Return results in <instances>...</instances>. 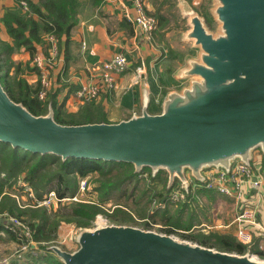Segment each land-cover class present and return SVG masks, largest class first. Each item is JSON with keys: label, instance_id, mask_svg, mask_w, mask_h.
I'll return each instance as SVG.
<instances>
[{"label": "water", "instance_id": "obj_1", "mask_svg": "<svg viewBox=\"0 0 264 264\" xmlns=\"http://www.w3.org/2000/svg\"><path fill=\"white\" fill-rule=\"evenodd\" d=\"M219 32L187 0H176L188 27L181 36L196 48L175 75L185 83L167 91L160 110L148 111L143 92L140 112L117 121L62 123L48 104L32 113L4 89L0 77V141L33 153L68 158L122 161L135 170L163 169L167 186L187 174L202 179L207 167L228 168L264 159V0H215ZM72 250L52 244L63 264H264L249 252L215 249L129 224L96 223L77 230Z\"/></svg>", "mask_w": 264, "mask_h": 264}, {"label": "trees", "instance_id": "obj_2", "mask_svg": "<svg viewBox=\"0 0 264 264\" xmlns=\"http://www.w3.org/2000/svg\"><path fill=\"white\" fill-rule=\"evenodd\" d=\"M102 1L27 0V11L9 9L3 13L2 21L6 32L12 39V43L0 39V77L4 89L12 99L22 102L34 114L44 113L47 110L48 104L51 103L55 119L62 123L106 121L103 111L92 103L93 99L87 101V104L78 113L72 114L70 119H63L60 108L57 107V92L47 91L44 98H39L38 91L42 87L40 81L37 80L34 83H29L21 75L25 69L29 70L32 68L29 66V62L22 63L12 58V54L19 51L20 48H24L32 54L35 50V43L41 41L43 33L53 34L57 39L58 49L60 50L62 42H68L72 29L78 22L82 5L86 3L92 6H99ZM166 20L167 17L165 15L158 13L157 27L162 28ZM11 67H13V73L9 72ZM0 165L3 167L1 169H4L7 173V175L0 177V212L6 210L8 213L17 216L27 213L31 214V218L39 217V219L37 218L39 222L36 225L32 224V222L29 223L35 230L32 233V237L36 241L50 239L55 231L53 225L55 226V223H58L60 219H64L77 227H88V220L94 217L101 208L97 203L86 201L71 202L61 212V215H58V217L53 216L54 220L52 222L55 223H50L45 207L22 209L16 204L15 198L7 192L8 190L4 191L5 188L3 186L6 185L7 188L12 186L11 177L25 172L24 179L30 183L37 197H41L49 188L54 189L59 197H63L71 195L76 191V186L73 188L74 182L70 174L84 176L88 171L97 170L99 171V175L94 178L93 188L98 194L99 201L110 199L115 191L119 192V196H121L123 182L135 180L133 187H136L137 179L139 178V170H135L133 164L130 162L87 158H68L63 160L56 154L33 153L19 147H12L8 143L1 141ZM141 170L149 176L154 187L151 193H149L148 199L156 197L162 200L166 198L170 190V188L166 187V171L159 169L152 174L148 166L142 167ZM54 181L56 184L53 187L50 186ZM148 190H151L150 187H146L142 193H146ZM190 190L188 195L190 194ZM115 208L109 214L111 217L119 215V212L126 213L122 209L123 205L115 206ZM168 219L169 216H167V221H169ZM3 221L0 218V228L3 227ZM189 227L190 225H186L184 229H188ZM8 231L17 239L15 233L10 231V229ZM187 236L198 241L200 244L206 246L218 245L220 249L235 251L237 253H244L248 247V245L237 241L231 232L211 231L204 233L192 231L191 233H187ZM42 246L43 248L47 247L45 245ZM256 252L264 257L263 250ZM32 257L35 258L34 255ZM35 259H37V262H45V264H63L51 252H46Z\"/></svg>", "mask_w": 264, "mask_h": 264}, {"label": "crops", "instance_id": "obj_3", "mask_svg": "<svg viewBox=\"0 0 264 264\" xmlns=\"http://www.w3.org/2000/svg\"><path fill=\"white\" fill-rule=\"evenodd\" d=\"M19 1L20 0H0V39L9 41V43H12V39L5 30L2 15L9 9L22 11ZM148 3L150 4V2ZM149 4H147L148 7ZM147 10H149V8H147ZM130 13L133 14L135 11L130 8ZM82 41L85 43L84 46H82ZM161 44H163V42H161ZM49 45L50 43L48 40L41 39L40 42L35 43L34 51L46 55ZM157 45L158 44L154 42L153 35L151 39H146L136 25L125 17L122 9L119 8L114 1L103 0L99 6H92L85 3L81 7L78 22L73 27L68 42H62L60 50L58 49L57 56L49 68V87L47 91L57 92V107L60 108L62 115H75L87 104V101H80L75 96V91L81 83L93 78L99 87V94L97 98L93 99L92 103L103 111L106 121H117L130 116L134 112H140L144 91H146L149 96L148 111L152 113L158 112L167 91L179 89L185 83L178 79L175 73L176 70L184 64L187 56L196 54V48L190 43V53L175 52L177 54L179 53V56H177V58L173 56V58L169 60L167 67H165V78H162L158 90L156 91L149 83V74L151 73V68L158 62L157 57L158 54H160V50ZM118 51L125 53L129 60L130 68L127 71L115 74V85L113 88L108 89L96 75H94L96 72L94 64ZM12 58L22 63L30 60L29 64L31 63L30 52L24 48H20L19 51L13 53ZM141 61L144 62L145 70L143 73L138 74L135 68ZM25 71L21 75L28 82L34 83L37 81L38 77L35 73H26ZM166 79L170 81L169 84L166 82ZM51 189L49 188V190ZM204 190L207 189L202 187L192 188L187 197L203 193ZM251 191L254 192V190ZM11 195L14 197L13 194ZM20 195H22V189ZM90 196L91 198L93 197L92 194H90ZM225 196L226 202L231 200L233 211L231 214L227 215L226 220L228 221L224 223L223 226L234 223L233 219L237 204L234 197ZM247 199L250 205L255 208L254 216L264 223V197L262 201H259L255 200L256 198L253 195L247 194ZM34 208L35 207L32 209ZM31 220L34 225L39 222L37 218H31ZM233 226L236 231V224L234 223ZM73 237L74 236L71 234L68 237L64 236L61 241H64L65 246H60L69 250L70 248L67 247H71L76 243L72 241ZM61 241L59 243H61ZM262 241L264 240L260 235H255L253 242L248 245V247H252L253 252L258 254L256 251H264V248L260 247ZM14 244H16V240L5 227L3 221V227L0 228V255L7 252L6 248L10 249ZM35 249L36 245L34 244L30 251L36 253ZM32 255L33 254L25 255L24 260L26 261L13 259V261L8 264H33L31 261ZM29 256H31L30 259Z\"/></svg>", "mask_w": 264, "mask_h": 264}, {"label": "rangeland", "instance_id": "obj_4", "mask_svg": "<svg viewBox=\"0 0 264 264\" xmlns=\"http://www.w3.org/2000/svg\"><path fill=\"white\" fill-rule=\"evenodd\" d=\"M188 3L191 5V7L195 10L197 14H199L202 18H205V21L208 25V28L213 33L219 32V23L214 17L213 9L215 7V0H187ZM150 2V4L148 3ZM146 3V10L150 14L155 15L157 17V14H163L167 17L166 22L164 23V26L161 28L156 27L153 31L152 35L154 37V42L159 46L160 54H158V62L151 68V73L149 74V83L153 86V89L156 91L158 90V86L160 82L162 81V78H165V67H167L169 60L175 56H179V53H190V46L189 44L191 42L182 40L181 36L183 35L184 31L188 27L187 17L181 16L179 13V8L176 5V0H145ZM149 4V7L147 6ZM207 17H206V16ZM47 33H43L42 39H45L44 35ZM163 42V44H161ZM58 43V42H57ZM163 45V47H162ZM176 51H179V53H175ZM193 52V51H192ZM35 54V51L30 54L31 63L29 64L31 69H25L26 73H35L38 77L39 71L38 68L33 64L32 58ZM30 62V60L28 61ZM34 67V69H33ZM10 73H13V67L9 69ZM169 78V77H167ZM38 80V78H37ZM166 82L167 81L166 79ZM31 83V82H29ZM173 83V82H171ZM175 84V83H174ZM173 85V84H170ZM71 115H62L63 119L68 120L70 119ZM102 117V115H100ZM261 163L264 165V159L262 158ZM4 166V165H3ZM2 165H0V177L3 175H7ZM139 178L137 179L136 187H133L134 181L131 180L128 182H123L122 185V193L121 196H119V192L113 193V196L110 199L99 201L98 200V194L96 190L93 188V182L94 178L99 175V171L97 170H91L88 171L84 176L79 175H71L72 180L74 182V187L76 186L75 190L77 191L79 181L83 178H86L87 180V190H85L78 199H61L57 200L55 204L52 207H45V206H37V205H26L23 206L24 203L31 204V201L29 200V197H27V193L22 191L23 196L20 197V191L23 188L22 184H28L33 192V194L36 196V194L33 191L32 186L30 185L27 180L23 179L25 176V172H21L20 174H17L12 179V186L8 187L5 185L3 186L5 189L4 191L11 194H18L19 197H16L14 195L16 204L20 208H30L33 207H45L46 213L48 215V219L50 223L54 220L53 216L58 217V215H61V212L64 211L66 206L70 204L71 202L75 201H86V202H92L99 204L101 210L94 215L91 219L88 220L89 226L91 227L94 225L95 220L97 216H102L108 220L109 223H115V224H129L134 225L146 229H152L161 233L170 234L174 237H177L179 239L188 240L191 242L199 243L196 240L191 239L189 236H187V233H191L192 231H200L204 233H209L211 231H220V232H231L234 234L235 238L237 239L235 235V228L233 226L234 223H229L226 226H223L224 223H226L228 220H226L227 215L231 214L233 211V205L231 204V200L229 202H226V196L225 194L219 193L214 190H204L203 193H199L197 195H191L190 197H187L185 201H179L172 203L170 201H165L164 199H158L156 197H153L151 199H148L149 193L154 189L152 186V182L149 178V176L142 172L140 169L138 171ZM56 182L50 184V186H54ZM178 184V182H176ZM19 185V186H18ZM148 185V186H147ZM150 185V186H149ZM161 185V184H160ZM146 187H150L151 190H148L146 193H142ZM166 187L167 181H166ZM177 187V186H176ZM171 188V187H170ZM75 191V192H76ZM74 192V193H75ZM47 193V192H46ZM66 195L64 197H71L74 195ZM169 193V191H168ZM167 193V194H168ZM44 194V193H43ZM90 194L93 195L91 198ZM37 197V196H36ZM59 197V196H58ZM39 198V197H37ZM20 203V204H18ZM123 205L124 211L126 212L123 214L122 212H119V215H113L112 217L109 215L110 212L113 209H116L115 206H121ZM32 206V207H28ZM119 208V207H118ZM33 212V210H31ZM4 212H7L6 210L0 212V215H2ZM15 217L19 218L21 220V224L24 225L22 228L29 229V233H34V228L32 225H29L31 223V214L25 213L22 216H17L15 214ZM10 215H4L3 220L10 219L12 216ZM167 216H169V221H167ZM39 219V217H37ZM33 219H36L33 217ZM5 224V221H4ZM33 224V222H32ZM186 225H190L188 229L186 228ZM213 226V227H211ZM55 231L53 232V236L48 240H40L36 241L32 237V243L36 245V253H32L29 249V244L22 242V240H25L23 236H18L16 240V244L12 246L10 249L6 248L7 252L0 255V259L3 257L10 256L14 251H27L25 255L33 254L35 258L38 256L45 254L46 252L52 251L47 250V247L52 244H58V245H64V241H61V239L64 238V236L68 237L70 234L74 236L77 232V230L84 228V227H77L72 223H69L65 221L64 219H60L58 223H55ZM67 227V228H64ZM234 229V231H233ZM9 230V229H8ZM21 232V230H20ZM19 234V233H18ZM51 235V234H49ZM17 236V235H16ZM32 236V235H31ZM74 241V237L72 238ZM61 241V243H59ZM70 241V240H67ZM237 241H239L237 239ZM42 245L47 246L46 248H43ZM25 246V249H21L20 247ZM76 245H72L69 250H72L71 248H74ZM210 247H213L215 249H220L218 245H211ZM250 247V246H249ZM247 247V250L245 252H249L254 257L264 259L263 256L253 252L251 248ZM226 251V250H225ZM235 252V251H231ZM55 255V254H54ZM28 257V256H27ZM31 256H29L30 259ZM32 257L31 261L33 264H45V262H37ZM19 259V258H18ZM26 259V258H25ZM13 261V258H10V262ZM18 261H26L24 258L19 259Z\"/></svg>", "mask_w": 264, "mask_h": 264}, {"label": "built area", "instance_id": "obj_5", "mask_svg": "<svg viewBox=\"0 0 264 264\" xmlns=\"http://www.w3.org/2000/svg\"><path fill=\"white\" fill-rule=\"evenodd\" d=\"M119 8L122 9L125 17L131 20L136 27L143 33L146 39H151L152 33L157 27V17L150 14L146 10L145 0H112ZM19 4L22 11L28 10V3L26 0H20ZM130 8H132L135 13H130ZM46 36V37H45ZM45 39L49 41L50 45L48 48L47 54H41L35 52L32 62L38 68L39 75L38 80L40 81L42 87L38 91V97L44 98L49 87V78L48 71L50 66L53 64L55 57L58 53L57 39L51 34L47 33L44 35ZM82 46L85 45L84 41L81 42ZM130 68V63L124 52L118 51L111 54L109 57L97 61L94 64V69L96 70V77L104 84L108 89L113 88L115 85V74L127 71ZM138 74L143 73L145 70L144 62H140L136 68ZM99 94V87L95 79L91 78L86 82H83L75 91V96L80 101H88L97 98ZM262 156L258 151H255L252 158L248 161H242L236 159L228 168L223 167H207L201 171L202 179L197 180L192 176L187 174L189 181L188 189L185 190L181 186L180 182L174 184L165 199V201H170L172 203L185 201L189 192V189L195 187H202L207 190H214L219 193L232 196L235 198L236 204V213L234 215V223L236 224L235 235L237 239L246 245H250L255 235H260L264 240V223L259 221L254 216V207H252L247 199V194L253 195L256 199L262 201L264 197L263 193V181H264V165L261 163ZM87 179L83 178L79 181L77 191L71 197H58L56 191L51 189L47 191L44 195L37 198L30 186L28 184H22V191L27 193V197L31 201V204L24 203L26 205H37L52 207L57 200L61 199H78L84 191L87 190ZM177 186V187H176ZM251 190H254L252 192ZM249 191V193H248ZM16 197H19L18 194H13ZM20 195V197H22ZM20 204V203H18ZM4 215H10L8 212H4L0 215V218L3 219ZM10 219L8 218L5 221V227L10 229L13 233L19 236H23L25 242L29 244V249H32L34 245L32 243V233H29V229L22 228L24 227L21 224V220L14 215ZM109 223L108 220L102 216H97L95 223ZM21 230V232H20ZM19 233V234H18ZM261 248H264V241L260 244ZM22 250L26 247H20ZM33 252V251H31ZM27 251H14L10 256L3 257L0 259V264H8L10 258L19 260L25 257ZM19 258V259H18Z\"/></svg>", "mask_w": 264, "mask_h": 264}]
</instances>
